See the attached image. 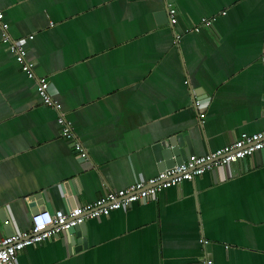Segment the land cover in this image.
Here are the masks:
<instances>
[{
    "label": "crops",
    "instance_id": "obj_1",
    "mask_svg": "<svg viewBox=\"0 0 264 264\" xmlns=\"http://www.w3.org/2000/svg\"><path fill=\"white\" fill-rule=\"evenodd\" d=\"M0 12V210L13 233L44 208L157 176L153 147L171 135L204 156L264 130V0H0ZM6 35L23 41L57 110ZM85 223L86 247L71 230L17 264H264V150Z\"/></svg>",
    "mask_w": 264,
    "mask_h": 264
},
{
    "label": "built area",
    "instance_id": "obj_2",
    "mask_svg": "<svg viewBox=\"0 0 264 264\" xmlns=\"http://www.w3.org/2000/svg\"><path fill=\"white\" fill-rule=\"evenodd\" d=\"M168 16L171 26L177 23L176 10L168 8ZM2 13L0 12V21ZM206 25L209 21L202 20ZM6 25H2L5 31ZM178 39L179 36L177 35ZM28 39H32L30 36ZM4 42L9 44L10 51L14 54L15 60L21 71L28 79H34L37 83V93L42 103L51 108H56V103L49 93L48 79L36 77L34 62L28 58L27 50L23 41H12L7 35ZM201 118L204 115H200ZM61 129L62 137L71 141L77 159L82 164L87 163V153L81 143L76 139L71 124L62 116L57 119ZM264 150V130L257 134L242 135L239 140L226 145L220 149L210 151L204 156L192 155L180 165L163 170L157 176L147 180H140L119 191L107 192L95 202L76 206L73 209L64 211H42L31 216V229L25 232H16L0 240V264H17V257L20 252L29 246H36L50 239L53 236L67 234L73 228L83 224L89 219H98L108 216L111 212L120 209H128L132 204L144 203L167 189L177 186L185 181H193L203 174L213 171L232 163L244 161L257 152ZM209 264V262L207 263Z\"/></svg>",
    "mask_w": 264,
    "mask_h": 264
},
{
    "label": "water",
    "instance_id": "obj_3",
    "mask_svg": "<svg viewBox=\"0 0 264 264\" xmlns=\"http://www.w3.org/2000/svg\"><path fill=\"white\" fill-rule=\"evenodd\" d=\"M153 151L156 157V160L163 164V170L172 168L174 166L180 165L192 155H190L193 150L192 146L187 137L182 134H175L165 138L162 142L157 143L153 147ZM46 211L44 208L43 211ZM0 221L3 223L6 237L13 234V229L11 223L5 213L4 209L0 210ZM73 232L70 238V244L73 246L75 244L81 245L80 247H86V223L75 227L72 229ZM70 234V232H68ZM67 233V234H68ZM84 237L80 241V237ZM56 237V236H55ZM59 237V235H57ZM79 247V248H80Z\"/></svg>",
    "mask_w": 264,
    "mask_h": 264
}]
</instances>
